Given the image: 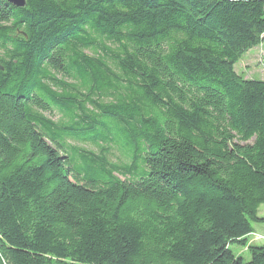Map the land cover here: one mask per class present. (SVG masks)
I'll return each instance as SVG.
<instances>
[{
  "label": "trees",
  "instance_id": "1",
  "mask_svg": "<svg viewBox=\"0 0 264 264\" xmlns=\"http://www.w3.org/2000/svg\"><path fill=\"white\" fill-rule=\"evenodd\" d=\"M263 38L262 0H0V264H264L229 248L264 223Z\"/></svg>",
  "mask_w": 264,
  "mask_h": 264
},
{
  "label": "rangeland",
  "instance_id": "2",
  "mask_svg": "<svg viewBox=\"0 0 264 264\" xmlns=\"http://www.w3.org/2000/svg\"><path fill=\"white\" fill-rule=\"evenodd\" d=\"M264 2V0H262ZM235 71L244 78H252V79H264V38L262 39V44L257 47H254L244 53L241 59L235 64ZM104 100V101H108ZM45 115L53 120H58L59 115L57 113L49 114L45 113ZM70 143H75L73 141H68ZM81 147L89 149L90 151H97L98 148L94 145L90 144H81ZM102 145V144H101ZM111 145V144H110ZM110 145H102V146H110ZM123 157H121L119 151L115 148V146H110V155L109 159L112 162H122ZM260 217L264 216V207H261L259 211ZM254 232L247 235L244 238V245H240L237 243H230L229 248L235 256H240L244 259V261L249 260L250 256V248L252 246H258L264 244V223L259 225L254 224Z\"/></svg>",
  "mask_w": 264,
  "mask_h": 264
},
{
  "label": "water",
  "instance_id": "3",
  "mask_svg": "<svg viewBox=\"0 0 264 264\" xmlns=\"http://www.w3.org/2000/svg\"><path fill=\"white\" fill-rule=\"evenodd\" d=\"M6 2H8L9 4L15 6V7H24L25 5V0H5ZM2 69V67L0 66V70Z\"/></svg>",
  "mask_w": 264,
  "mask_h": 264
},
{
  "label": "crops",
  "instance_id": "4",
  "mask_svg": "<svg viewBox=\"0 0 264 264\" xmlns=\"http://www.w3.org/2000/svg\"><path fill=\"white\" fill-rule=\"evenodd\" d=\"M261 207H264V205H261V206H260V208H259V210H258V215H259V211H260ZM259 216H262V215H259ZM259 224H261V223H256V225H259ZM253 227H254V226H253ZM253 232H254V231H253Z\"/></svg>",
  "mask_w": 264,
  "mask_h": 264
}]
</instances>
